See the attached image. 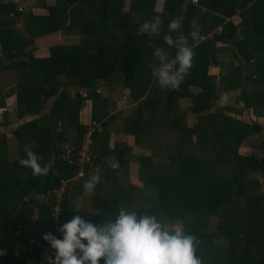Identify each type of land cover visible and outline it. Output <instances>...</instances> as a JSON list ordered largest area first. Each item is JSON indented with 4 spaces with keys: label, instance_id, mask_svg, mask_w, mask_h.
<instances>
[{
    "label": "crops",
    "instance_id": "1",
    "mask_svg": "<svg viewBox=\"0 0 264 264\" xmlns=\"http://www.w3.org/2000/svg\"><path fill=\"white\" fill-rule=\"evenodd\" d=\"M64 0H0V257H13L21 254H32L30 264H35L33 245L16 237L15 232L19 226H26L31 222L32 207L30 197L34 192L43 191L46 186L45 177H33L30 168L22 167L19 159L25 157L24 147L27 145L46 163L48 159L55 158L58 143V133L64 130L63 124L52 125L49 121L48 130H42L45 120L40 121L36 129L22 131L20 137L14 136L13 131L27 121L43 117L53 101L65 90L67 97L74 100L80 95L84 100L77 111V122L84 126V132L92 122L100 126L94 131L92 137L93 148L97 158L93 168L87 169L81 178L72 179L66 196L68 216L70 220L76 214H82L93 223H101L105 218H113L117 210H128L146 207L151 199H155L156 190L150 185L151 176L164 174V166L172 160L183 148V139L175 131L159 127L152 132L144 131L135 134L129 125L136 118L137 104L130 97V88L125 85L126 77L123 71L116 69L106 79L95 81L93 88H84L69 82L66 75L57 76L61 86L54 98L43 105L38 113L19 114L27 112L19 107L17 65L21 58L5 60L4 47L8 54L18 52L17 46L10 45L4 32L11 30L18 39L24 38L33 41V45L24 49L35 59H47L51 56V49L80 47V50H96L102 36L116 38L119 36L137 33L140 24L150 20L162 12L154 8L155 0H123L121 11L116 10L108 14L111 6L117 0H93L99 6L95 15L94 29L86 30L81 27L83 18L66 13L64 19L62 10ZM119 1V0H118ZM117 1V2H118ZM168 4L181 5L180 21L183 19L187 4L193 7L189 10L192 25L196 33L212 32L220 29L216 38L206 43L201 52L209 54L207 73L215 77L217 100L212 108L203 115L214 114L221 110L223 116L231 117L247 125H257L259 130L248 136L239 148V154L254 159L260 167L249 173V178L260 182V193L264 183V0H210L209 5L226 4L236 7L237 13L232 17H224L209 10L206 0H199L198 4L191 0H165ZM245 7L243 8V5ZM17 5L24 7V12L13 20L10 14ZM208 5V6H209ZM57 9L50 14V9ZM152 10V13L151 11ZM10 13V14H9ZM109 16V32H101L100 22ZM34 18L35 20H31ZM52 19V22L49 21ZM222 18L223 21L220 22ZM75 23L76 27H71ZM219 21V22H218ZM81 22V23H79ZM121 22L125 25L120 26ZM236 26L234 38L230 37L228 23ZM257 28V29H256ZM34 35H40L34 39ZM15 39H17L15 37ZM17 39V40H18ZM6 43V44H5ZM200 43L194 44L196 46ZM7 45V47H6ZM4 46V47H3ZM137 67V65H136ZM256 74V77L253 75ZM192 93L200 92L198 86L191 87ZM153 95V94H152ZM149 93V96H152ZM179 112L185 116L184 123L193 127L198 122V114L189 111L192 100L185 98L179 100ZM150 118L149 112L143 114L142 119ZM42 128V129H41ZM66 133L74 139L75 130L71 127L65 129ZM133 130V131H132ZM167 133V137L163 133ZM177 137H174L173 134ZM174 145H173V140ZM192 141H194L192 139ZM192 143V142H191ZM174 153V154H173ZM115 156L119 160V168L113 170L107 166L105 157ZM172 172L176 175L177 162H173ZM101 169V181L93 191L83 188L84 180ZM67 168L56 161L49 173H65ZM72 175V174H71ZM71 175L69 177H71ZM215 175V172H214ZM222 174H220L221 177ZM50 183V182H49ZM50 188V187H49ZM64 208V206H63ZM50 217V216H49ZM181 220H163L170 222ZM182 227V225H181ZM51 231L54 234V223L46 217V211H39L33 241L44 242L42 233ZM29 260V257H28ZM47 264V261L45 262Z\"/></svg>",
    "mask_w": 264,
    "mask_h": 264
},
{
    "label": "trees",
    "instance_id": "2",
    "mask_svg": "<svg viewBox=\"0 0 264 264\" xmlns=\"http://www.w3.org/2000/svg\"><path fill=\"white\" fill-rule=\"evenodd\" d=\"M117 1L108 14L121 11L123 0ZM206 1L207 8L221 16L232 17L237 13L234 6L228 11L231 6L227 3H214L211 6L208 4L210 0ZM99 8L95 7L93 0H64L62 10L59 11H63L65 20L68 19V10L70 16H81V27L92 31ZM192 8L191 4H187L181 20V32L186 36L196 31L188 15ZM180 9L179 3H165L160 14L163 28L158 36H138L133 33L112 39L104 35L96 50L54 47L47 59H35L31 53L27 55L24 52V49L33 45L32 40L18 39L20 36H16L11 30L4 32L7 42L19 49L14 54H8L3 46L5 60L21 58L17 65L19 107L21 110L26 108L27 112L19 115L22 118L27 113H38L49 99L54 98L61 86V82L57 80L59 75H66L70 78L69 82L89 89L93 88L96 80L106 79L117 68L123 71L125 85L130 88V97L137 104V116L127 126L133 128L137 135L144 129L149 133L164 127L177 132L183 140H188L164 166V174L151 176L150 185L156 190L154 201L151 199L148 206L133 210L138 214L154 215L162 221L181 220L185 234L194 235L200 241L195 254L201 264H264V194L260 193V182L249 178V173L260 165L256 160L239 154L243 142L257 132L259 127L223 116L221 110L203 115L217 100L215 77L207 73L209 54L201 52L206 43L193 46V37L189 36L188 42L194 48L195 57L179 90L161 89L150 67L146 81L142 82L145 75L142 76L140 68L136 67L141 61H146L148 65L154 62L153 45L164 47L170 55H174L175 49L168 48L163 37L168 32L169 21L179 17ZM56 10L50 9V14ZM219 19L220 22L223 21L222 18ZM49 21L52 22V19L49 18ZM227 23L229 36L234 38L236 26L232 22ZM124 25L121 22L120 26ZM73 26L76 27L71 21V27ZM100 27L101 32H109V16L102 19ZM172 35L175 37L179 33ZM192 86H198L200 92L192 93ZM149 93L153 95L149 96ZM185 98L192 100L189 111L199 115L198 122L193 127H187L184 123L185 116L178 109L179 100ZM84 100L80 95L70 100L63 89L53 101L48 114L25 122L13 131V135L20 137L22 131L36 129L37 124L45 120L42 130L47 129L49 132V121L52 125L61 122L64 130L58 133L59 139L66 133V127H71L75 130L74 141L78 143L82 139L84 126L77 122L76 116ZM144 111L150 114L147 120L142 119ZM94 135L93 132L92 137ZM174 161L178 167L176 175L172 172ZM229 167L234 169L230 177ZM64 168H67L65 173H49L46 176L47 184L43 190L56 186L60 178L71 175L69 167ZM217 170L222 174L219 178L214 175ZM63 206L65 216H68L67 200L63 202ZM40 210H45L47 219L53 222L48 208L42 206ZM27 241L25 239L22 242L26 244ZM31 258V253L0 257V264H30ZM100 264H103L102 260Z\"/></svg>",
    "mask_w": 264,
    "mask_h": 264
},
{
    "label": "clouds",
    "instance_id": "3",
    "mask_svg": "<svg viewBox=\"0 0 264 264\" xmlns=\"http://www.w3.org/2000/svg\"><path fill=\"white\" fill-rule=\"evenodd\" d=\"M163 20L156 15L139 25L136 35H160ZM179 18L171 19L168 32L163 39L168 48L175 49L174 55L164 47L153 45V57L149 67L161 89L179 90L188 75L195 57L194 48L189 44V36L181 32ZM173 33H179L173 36ZM25 157L19 159L22 167L30 168L32 176L45 177L52 169V162L41 163L40 157L27 145ZM107 166L119 168L115 156L105 157ZM101 169L96 168L84 180L83 188L93 191L101 181ZM58 218V217H57ZM57 232L42 233V239L49 245L43 259L47 264H201L195 250L200 241L185 234L181 226H168L154 215L138 214L134 210L121 208L113 218H105L101 223H93L82 214L74 215L62 223ZM3 255V250H0Z\"/></svg>",
    "mask_w": 264,
    "mask_h": 264
},
{
    "label": "built area",
    "instance_id": "4",
    "mask_svg": "<svg viewBox=\"0 0 264 264\" xmlns=\"http://www.w3.org/2000/svg\"><path fill=\"white\" fill-rule=\"evenodd\" d=\"M198 2L199 0H191V3L195 5ZM164 5L165 0H155L154 8L157 12H163ZM23 12L24 7L17 5L15 10L10 14V17L13 20H17L19 14ZM219 31L220 29H216L212 32L197 33V36L193 38V43L212 41L216 38ZM253 77H256V74ZM99 126L97 122L87 125L82 139L78 143L67 133L63 134L62 139L58 143L55 158L47 160V162H52V166L55 165L56 161L61 162L64 166L69 167L72 175L71 177L60 178L58 184L54 187L34 192L29 200L33 211L31 222L26 226H19L15 232L16 237L30 240L34 249L37 250L34 252L35 264H45L46 261L43 259V256L46 252L50 253L49 245L45 241L37 242L32 240L39 219L40 207L48 208L49 216L54 223V234L59 237L60 234L57 232V228L66 222L64 220L63 202L66 200L70 182L72 179L81 178L87 169L93 168L95 165L97 155L93 148L92 134ZM262 191L264 192V183L262 184Z\"/></svg>",
    "mask_w": 264,
    "mask_h": 264
},
{
    "label": "rangeland",
    "instance_id": "5",
    "mask_svg": "<svg viewBox=\"0 0 264 264\" xmlns=\"http://www.w3.org/2000/svg\"><path fill=\"white\" fill-rule=\"evenodd\" d=\"M33 36H34V39H36L38 36H40L39 34L38 35H34L33 34ZM139 68H140V72H141V75L143 76V75H145V77H143L142 79H141V81L142 82H145L146 81V78H147V76H148V70H149V65H148V63L146 62V61H141V62H139V63H137L136 64ZM33 110H34V108H32ZM24 110V109H23ZM173 134V133H172ZM176 134V133H175ZM175 134H173L174 135V137H177ZM163 135H164V138H165V136L167 137V133H163ZM174 141H175V138H174V140H173V145H174ZM188 140H183L182 141V144L183 143H185V142H187ZM174 154V153H173ZM178 167L176 166V169H177ZM201 168V167H200ZM229 171H231L230 173H229V177H230V175H232L233 174V171H234V169L233 168H231V167H229V169H228ZM220 172H219V170H217V171H215V177H217V178H219L220 177ZM182 225V222H170V223H168V226H172V227H174V226H181Z\"/></svg>",
    "mask_w": 264,
    "mask_h": 264
}]
</instances>
